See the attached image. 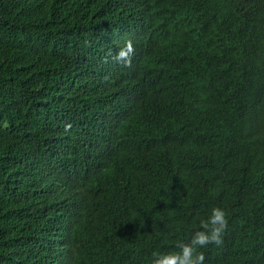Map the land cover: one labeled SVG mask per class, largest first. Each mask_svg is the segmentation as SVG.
I'll return each instance as SVG.
<instances>
[{"label":"trees","instance_id":"16d2710c","mask_svg":"<svg viewBox=\"0 0 264 264\" xmlns=\"http://www.w3.org/2000/svg\"><path fill=\"white\" fill-rule=\"evenodd\" d=\"M113 1L0 0V264H151L214 207L229 222L204 264H255L264 0H152L166 13L120 27ZM69 186L91 197L71 222Z\"/></svg>","mask_w":264,"mask_h":264},{"label":"clouds","instance_id":"9594fccd","mask_svg":"<svg viewBox=\"0 0 264 264\" xmlns=\"http://www.w3.org/2000/svg\"><path fill=\"white\" fill-rule=\"evenodd\" d=\"M145 12L155 14L156 12L166 13V9L161 8L152 0H114L113 1V18L116 27L120 21H133L136 22ZM135 55V48L132 40L126 41L124 47L119 48L113 57L115 61L123 63L125 66H130L132 58ZM71 125H66L70 128ZM108 162L106 155L99 158V165H104ZM107 184L104 178L100 180ZM53 186V180L51 179ZM56 200L63 204V211L65 218L71 222L78 219L86 213L91 204V197L78 186H69L55 191ZM119 221H125L128 215L116 217ZM228 216L223 208L214 207L211 210L207 219L201 220L202 230L195 231L191 240L188 243L179 242L177 247L180 249L178 252H170L163 254H153L151 264H204L205 254L199 249L204 248L210 244L217 246L223 243V235L228 227ZM122 232L133 233V228L128 226L122 227ZM248 255L255 263L258 261L262 263L264 260V234L256 238L248 246ZM263 264V263H262Z\"/></svg>","mask_w":264,"mask_h":264},{"label":"bare ground","instance_id":"6f19581e","mask_svg":"<svg viewBox=\"0 0 264 264\" xmlns=\"http://www.w3.org/2000/svg\"><path fill=\"white\" fill-rule=\"evenodd\" d=\"M65 259H66V258H65ZM62 262H64V260H63Z\"/></svg>","mask_w":264,"mask_h":264}]
</instances>
